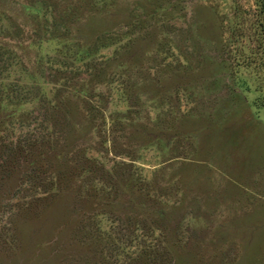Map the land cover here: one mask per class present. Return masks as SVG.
Wrapping results in <instances>:
<instances>
[{
	"label": "rangeland",
	"instance_id": "374dc122",
	"mask_svg": "<svg viewBox=\"0 0 264 264\" xmlns=\"http://www.w3.org/2000/svg\"><path fill=\"white\" fill-rule=\"evenodd\" d=\"M0 264H264V0H0Z\"/></svg>",
	"mask_w": 264,
	"mask_h": 264
}]
</instances>
